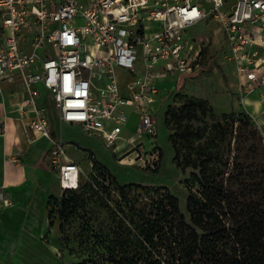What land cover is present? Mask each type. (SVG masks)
<instances>
[{"label": "built area", "instance_id": "1", "mask_svg": "<svg viewBox=\"0 0 264 264\" xmlns=\"http://www.w3.org/2000/svg\"><path fill=\"white\" fill-rule=\"evenodd\" d=\"M209 18L225 34L245 91L264 88V0H0V90L3 81L23 84L16 110L32 140L49 141L60 193L77 190L83 171L53 134L54 121L114 152L126 142L120 164L157 169L158 147L148 153L122 135L128 110L138 115L135 134L158 136L157 80L199 70L207 42L188 30ZM13 205L0 185V209Z\"/></svg>", "mask_w": 264, "mask_h": 264}, {"label": "rangeland", "instance_id": "2", "mask_svg": "<svg viewBox=\"0 0 264 264\" xmlns=\"http://www.w3.org/2000/svg\"><path fill=\"white\" fill-rule=\"evenodd\" d=\"M188 36L205 39L206 48L199 70L183 78L179 89L178 84L172 88L166 83V93L154 104L158 136L152 138L147 134L138 135L135 131L129 132L126 129L122 134L143 143L148 153L155 147L161 150L156 170L142 169L139 165L120 164L119 156L130 148L126 142L120 143L114 152L107 149L100 139L85 135L77 127L64 125L67 154L83 171L82 188L77 194L94 197V202L87 203L86 206L79 199L81 208L78 213L64 223L62 246L67 260L74 264H85L88 261L106 264L102 261V254L105 252L93 236L97 231L110 232L114 228L112 213L104 205L107 195L110 200L107 203L121 216L130 220L138 211L152 210L155 201H161L171 193L178 198L180 210L190 223L185 181H192V173L198 171L191 166L185 167L186 158L196 160L199 152L207 155L219 150L229 159L231 166L235 157L243 158L246 153L251 155L252 151L246 150L248 146H243L239 139L242 125L239 122L234 125L231 123L232 119H238V115L244 111L229 108L228 82L232 83L237 79L234 76L235 64L227 58L229 47L220 24L209 18L192 26L188 30ZM120 83H124L122 77ZM191 100L196 102V107L189 105ZM168 114L171 115L170 120L166 119ZM251 120L253 121L252 118ZM249 129L250 127L247 128ZM224 131L227 132L224 134ZM258 131L263 139L260 129ZM175 148L180 152L178 157ZM243 159L237 162H242ZM245 164L255 168L253 159L249 158ZM91 183L96 188L90 189ZM123 186H127L124 198L120 195V188ZM53 205L51 203L49 206V214L51 212V218L55 219L57 215L51 211Z\"/></svg>", "mask_w": 264, "mask_h": 264}, {"label": "trees", "instance_id": "3", "mask_svg": "<svg viewBox=\"0 0 264 264\" xmlns=\"http://www.w3.org/2000/svg\"><path fill=\"white\" fill-rule=\"evenodd\" d=\"M188 103L197 106L194 100ZM167 118L170 120L171 115ZM235 119L231 123L242 125L239 139L251 155L246 153L245 159L235 157L231 166L219 150L207 155L199 152L196 160H185V167L198 171L192 173V181H185L190 223L180 210L178 198L171 193L155 201L152 210L138 211L130 220L107 203V195L104 205L112 213L114 228L110 232L97 231L93 236L105 252L104 263L264 264V144L247 112ZM175 149L178 157L180 152ZM249 158L255 161V168L245 164ZM93 187L91 183L90 189ZM126 187L120 188L123 198ZM81 188L82 179L77 190L67 189L50 197L49 205L54 204L51 211L57 215L62 236L64 223L81 208L79 199L85 206L94 202L93 195L77 194Z\"/></svg>", "mask_w": 264, "mask_h": 264}, {"label": "crops", "instance_id": "4", "mask_svg": "<svg viewBox=\"0 0 264 264\" xmlns=\"http://www.w3.org/2000/svg\"><path fill=\"white\" fill-rule=\"evenodd\" d=\"M234 76L237 81L228 82L227 86L230 91L229 108L247 112L264 130V88L247 92L236 70ZM183 78L169 76L158 79L160 92L157 101L166 93V83L172 88L178 84L179 89ZM1 86L0 185L14 205L0 209V264H74L65 256L60 222L49 214L50 197L60 193L58 175L51 168L47 156L49 141L32 140L26 122L16 110V103L24 95L20 80L14 83L3 81ZM128 115L124 132L125 129L133 132L138 124V115L132 109L128 110ZM58 133L64 134V125L54 121L53 134Z\"/></svg>", "mask_w": 264, "mask_h": 264}]
</instances>
